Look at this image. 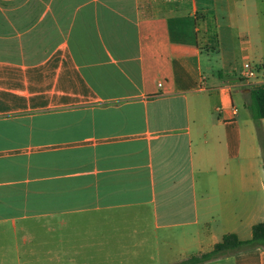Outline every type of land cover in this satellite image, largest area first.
Returning <instances> with one entry per match:
<instances>
[{
	"label": "crops",
	"instance_id": "obj_1",
	"mask_svg": "<svg viewBox=\"0 0 264 264\" xmlns=\"http://www.w3.org/2000/svg\"><path fill=\"white\" fill-rule=\"evenodd\" d=\"M221 19L263 65L264 0H0L3 264L35 240L57 264H180L252 238L264 119L243 64L206 74ZM197 264H264V245Z\"/></svg>",
	"mask_w": 264,
	"mask_h": 264
},
{
	"label": "rangeland",
	"instance_id": "obj_2",
	"mask_svg": "<svg viewBox=\"0 0 264 264\" xmlns=\"http://www.w3.org/2000/svg\"><path fill=\"white\" fill-rule=\"evenodd\" d=\"M220 21V28L218 30L219 32V39L221 42V47H219L217 50L214 49H206L204 52V68L206 71V74L211 78L213 77V74L217 72L218 70L224 71V69L234 66V67H241L242 64L244 65V56L241 53H238L237 57H235L234 54V48L231 45L229 38L227 37V28H226V21L221 19ZM217 33V32H216ZM252 66H258L256 63L251 62ZM241 70H239L240 72ZM221 83V82H219ZM262 160V164L263 165ZM50 239L46 240L48 243ZM40 240H35L32 242V244H28L35 248V254L33 256L30 255V252L24 254H8L6 253V264H57L56 259L53 258V256L46 251L50 249V245H48L47 249L46 246L41 248V246H37V242ZM6 248H8L12 243L13 239L6 240ZM22 247V246H21ZM7 250V249H6ZM29 250L28 247H23L21 251ZM75 258H81V256H75ZM77 262H82V260H77ZM0 264H3L2 256L0 255ZM61 264H66L65 262H62ZM82 264V263H78Z\"/></svg>",
	"mask_w": 264,
	"mask_h": 264
},
{
	"label": "trees",
	"instance_id": "obj_3",
	"mask_svg": "<svg viewBox=\"0 0 264 264\" xmlns=\"http://www.w3.org/2000/svg\"><path fill=\"white\" fill-rule=\"evenodd\" d=\"M258 70H264V64L258 65ZM250 109L252 118L258 128L260 121L264 119V83L254 84L249 88ZM264 245V222H260L253 227V236L248 240L240 239L235 233L225 234L222 240L215 244L214 248L206 253L185 259L180 264H197L211 259H215L227 253H234L239 250Z\"/></svg>",
	"mask_w": 264,
	"mask_h": 264
},
{
	"label": "built area",
	"instance_id": "obj_4",
	"mask_svg": "<svg viewBox=\"0 0 264 264\" xmlns=\"http://www.w3.org/2000/svg\"><path fill=\"white\" fill-rule=\"evenodd\" d=\"M264 83V78L260 77V71L258 66H252L250 62H245L243 65L242 74L236 82V86L240 87H250L254 84Z\"/></svg>",
	"mask_w": 264,
	"mask_h": 264
}]
</instances>
